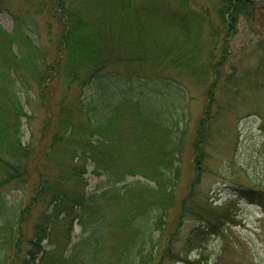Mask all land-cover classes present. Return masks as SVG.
I'll return each instance as SVG.
<instances>
[{"label": "trees", "instance_id": "trees-1", "mask_svg": "<svg viewBox=\"0 0 264 264\" xmlns=\"http://www.w3.org/2000/svg\"><path fill=\"white\" fill-rule=\"evenodd\" d=\"M61 1L48 0L59 9L52 18L64 24L53 49L36 44L22 25H16L11 33L0 26V251L5 254L1 264L187 261V253L176 248L185 220L197 221L184 234V243L192 248L200 244L202 236L216 233L220 224L231 219L218 206L198 203L194 196L206 158L207 118L199 121L191 141L196 171L191 191L180 202L173 224L168 225L179 183L182 138L173 137L170 112L163 102L150 95L159 107L152 110L142 102L147 95L138 98L142 82L130 77L137 86L132 90L130 109L122 110L124 122L115 119V95L110 91L113 87L122 90L128 76L117 74L113 66L124 62L122 66L142 68L149 62L190 70L202 51L200 31L205 24L213 44L207 51L210 62L215 51L227 49V35L237 19L242 16L249 25L255 24V14L264 11V5L259 0H217L210 6L181 0L176 7L152 0H80L75 8L64 11ZM96 3L104 9L99 18L93 14ZM2 7L0 0V11ZM166 28L169 38L175 29L182 36L179 45L159 44L166 41V35H161ZM149 36L156 46L149 43ZM260 38L262 46L264 34ZM260 61L264 65V56ZM108 68L111 70L106 71ZM206 75L207 71L201 77L204 83ZM53 84L68 90L55 106L51 104ZM73 84V90L78 89L75 95L69 90ZM22 92L31 107L29 118H35L39 110L44 112L39 135L26 144L20 133L21 119L27 117ZM87 165L96 175L106 176L100 190L85 192ZM127 176H140L147 182H127ZM11 185L28 190L16 221L3 196ZM254 193L248 190L246 194ZM38 207L45 209L29 238L22 228ZM74 221L80 234L69 245ZM51 234L66 235L68 241L46 250L42 241ZM24 243L28 248L20 258ZM60 250L69 253L60 254Z\"/></svg>", "mask_w": 264, "mask_h": 264}, {"label": "rangeland", "instance_id": "rangeland-1", "mask_svg": "<svg viewBox=\"0 0 264 264\" xmlns=\"http://www.w3.org/2000/svg\"><path fill=\"white\" fill-rule=\"evenodd\" d=\"M1 1L4 5L0 11V26L12 32L16 25H22L36 44L53 49L63 28L61 21L52 18V13L59 10L57 4L49 5L48 0ZM79 1L62 0V10L75 8L74 4L78 5ZM111 1L118 3V0ZM148 1L151 0H135L134 3ZM162 1L172 7L181 3V0H152L154 3L163 4ZM187 1L199 6H210L217 0ZM258 3L264 5V0H259ZM98 6L99 3H96L93 7V14L97 18L99 12L104 10ZM158 13L161 15L162 10L159 9ZM209 13L212 20H216L211 9ZM255 15L256 23L251 25L242 16L237 19L234 28L227 35V49L221 53L215 51V59L210 62L207 51L213 44L209 38L208 27L206 24L203 25L204 29L200 31L202 51L190 70L182 67L155 66L149 62L145 63L140 71L135 66H122L124 62H115L116 66H113L117 74L134 75L135 81L142 82L138 86L140 90L138 98L142 96L143 99V96L147 95L142 102L152 110H159L156 106L157 100L159 103L163 102L170 112L169 124L173 127V137L182 138L179 183L176 187L175 205L167 220L168 225L173 224L179 212L180 202L191 191V183L196 175L191 141L199 121L207 118L206 158L203 160L194 196L198 203L218 206L231 219L220 224L216 233L202 236L200 244L196 243L192 248H187L184 243V234L197 221L185 220L183 234L179 235L176 248L183 250V254L187 253L188 261L174 264H264V65L260 61L264 56V45L260 46L259 43L260 37L264 34V11ZM156 34L160 38L161 35H166L164 44L159 43L164 47L179 45L182 41V36L177 34L176 29L173 38H169L167 28L162 34L156 30ZM149 41L152 42H149L151 45H157L151 37ZM205 71L207 81L204 83L201 77ZM124 83L125 87H122V90L116 91L113 87L110 91L115 95V119L120 122H124L122 110L130 109L132 90L137 87L129 78L125 79ZM74 85L69 88L73 95L78 93V89L73 90ZM63 86L53 84L55 91L51 100L53 106L57 105L68 91ZM209 89L212 98L207 93ZM20 94L21 103L27 114V117L21 119L20 133L22 143L26 144L39 135L44 112L39 110L35 118H29L32 115L31 107L24 93ZM29 95L35 100L33 94ZM150 95L157 97V100ZM106 96L109 99L110 94ZM94 102L95 100L92 103ZM208 114L211 118H208ZM84 178L86 192H91L95 188L100 190L99 185L106 181L104 174L96 175L89 165ZM134 179L147 182L140 176H127L125 181ZM248 190L261 197H255V193L253 196L246 194ZM27 194L28 190L22 186L11 185L5 188L4 203L7 208H11L9 212L13 211V221L17 220L19 208L27 199ZM44 209V207L34 209L29 220L23 225L22 229L27 237L30 238L34 234V227L41 221ZM49 209L51 207L47 210ZM67 227L64 226L65 229ZM79 234L80 226L74 221L69 245L78 240ZM66 241H68L66 235L51 234L50 237L43 239L42 246L46 250H51L57 244H64ZM27 248L24 243L20 258L26 255ZM59 253L69 252L60 250ZM4 255V251H0V264ZM41 256L42 252L38 254L36 263H39Z\"/></svg>", "mask_w": 264, "mask_h": 264}]
</instances>
